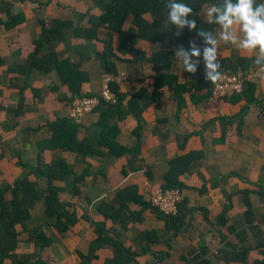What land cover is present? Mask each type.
Returning a JSON list of instances; mask_svg holds the SVG:
<instances>
[{
    "label": "crops",
    "instance_id": "crops-1",
    "mask_svg": "<svg viewBox=\"0 0 264 264\" xmlns=\"http://www.w3.org/2000/svg\"><path fill=\"white\" fill-rule=\"evenodd\" d=\"M4 1L10 4L12 12H22L24 20L11 28L0 24V186L13 183L22 171L21 163L35 167L38 159L49 163L63 157L72 164L75 174L86 169L89 171L84 181L78 184L80 191L77 194L70 191L72 175L55 181L62 187L59 199L70 203L69 208L76 212V223L64 233L47 225L43 199H39L30 208V218L23 225H15L18 231L16 254L34 253L35 247L28 241L27 231L41 227L51 239V244L39 252V258L45 264H82V256L89 254V246L97 238L95 225L101 223L110 237L118 239L137 254L130 264H150L153 261L187 264L203 248L210 264H227L219 254L226 247V242L237 247H252L247 255V264L264 260L261 250L256 248L264 238L261 228L264 224V198L260 195L264 192V79L250 80L255 85L254 95L259 103H251L241 121L227 125L219 119H212L236 114L246 103L244 98L211 99L210 88L192 90L185 94L186 105L179 111L173 90L167 85L161 87L157 98L143 113L139 137L134 133L138 126L134 115L129 114L119 121L118 143L128 147L139 143L140 153L134 160L135 165H140L137 170L129 168L128 155L114 156L98 144L95 146L101 155H84L61 148L41 149L39 142L50 136L47 123L61 117L70 118V89L61 82L55 68L49 72L34 68L28 75L13 69L26 64L42 32L44 39L48 40L54 19L72 21V26L64 28L63 36L50 37L37 56L42 58L53 50L58 58H68L88 74V80L81 84V92L99 93L104 71L96 53L104 50L109 24L101 25L97 38L81 36L80 31L91 26L87 20L89 14H84L87 9L92 15H105L94 6L93 0ZM197 16L204 20L203 8ZM0 17H6L4 10H0ZM144 17L148 21L153 20L150 12ZM134 19L135 15L128 13L122 30L112 32V46L117 53L114 60L119 70L115 81L120 84L121 91L129 94L128 97L142 87H147L152 95L157 83V73L151 61H136L131 53L118 50L122 41L128 40L131 31H135ZM39 20L44 21V29ZM190 41L197 44L196 38L189 39L185 50L190 49ZM134 46L147 56L160 49L177 48L173 37H168L165 42L138 38ZM219 52L222 58L255 59L254 53L238 51L223 42L219 45ZM180 63L175 57L169 72L177 74L179 82L187 83L192 75L183 71ZM200 63L204 64V61L200 59ZM33 89L38 93L34 94ZM102 109L84 114L77 122L79 139L99 137L100 127L96 122ZM180 140H183L185 148L180 147ZM189 151H202L203 155L180 177L184 183L182 212L186 215V225L178 234H174L167 220L152 207L144 210L139 203L131 202L129 211L125 212L128 218L122 222L105 218L97 209L102 201H112L118 191L129 186L136 187L148 202L151 192L165 184L170 160ZM30 178L44 192L46 179L36 178L34 174ZM5 198H11L10 191ZM118 205L115 203V207ZM248 209L252 219L250 224L246 216ZM224 211H227V224L223 227L217 219ZM132 213H142V220ZM229 227L236 231L244 230L245 239L241 241L230 234ZM150 232L156 233L153 238L157 242L150 241L146 235ZM261 249L264 251V247ZM112 258V248L104 245L86 264H109ZM5 264H10V260H5Z\"/></svg>",
    "mask_w": 264,
    "mask_h": 264
},
{
    "label": "trees",
    "instance_id": "trees-1",
    "mask_svg": "<svg viewBox=\"0 0 264 264\" xmlns=\"http://www.w3.org/2000/svg\"><path fill=\"white\" fill-rule=\"evenodd\" d=\"M94 6L100 9L105 15L96 16L90 13V9L84 14H89L88 21L91 26L82 29L80 34L87 39L97 38L99 29L102 24L107 23L109 31L105 34L108 38L105 39V47L102 52L96 53V58L99 59L100 64L104 72L113 73L117 75L119 70L117 62L114 58L117 57V53L113 50L112 46V32H119L122 30L123 22L128 13L135 15L134 24L136 26L135 31H131L128 40H123L118 50L120 52H129L135 56V60H148L154 65L156 71V86L152 95L149 94L147 87H142L140 90L130 94L121 91L120 84L117 81H112L109 84L110 89L116 93L117 102L105 103L101 100V104L98 107L103 108L99 113V118L96 124L100 127L99 137L93 139L85 136L82 139L77 137L78 124L71 118L61 117L52 122H48L47 126L50 131V136L43 142H39V147L44 148H61L69 151H79L84 155H101V151L95 146L99 145L103 147L114 156L128 155L129 168L131 170L140 169V165H135L134 160L140 153L139 143L132 147L124 146L116 140L117 135L120 133L119 121L124 120L129 114H132L138 120V126L134 130V133L139 137L140 129L143 125V113L147 107L157 98L159 89L163 86H169L174 92L175 99L178 103V110L180 111L186 105L185 94L192 90H203L211 88L213 84L207 81L205 77V66L199 63L196 73H191L192 79L187 83L179 82L177 74L169 72L172 63L175 60L176 50L160 49L153 51L150 56H147L145 52L134 46L138 38L147 39L154 42H165L168 37H173L176 40L177 48L183 46L189 39L196 38L197 45L203 48V38L197 36V32L200 28L215 31L216 25H211L202 20L197 13L206 4L220 3L221 0H178V2L186 3L193 7V14H190L189 19H195L197 22V29L190 30L187 26L180 30V34L177 35V28L167 22L168 9L166 4L168 0H93ZM258 3L264 2V0H257ZM0 10H4L6 17L2 19L0 17V24H3L5 28L14 27L20 24L24 20L23 13L12 12L10 4L4 0H0ZM150 12L153 16L152 21H148L144 14ZM39 23L44 29V21L39 20ZM72 21L54 19L53 26L50 29V37H62L64 28L72 26ZM99 27V28H98ZM48 38V40H49ZM47 40V41H48ZM44 39V34L38 40H36V46L34 51L29 54L26 64L18 66L13 69L17 72H22L24 75H28L34 68L49 72L55 68L59 73V77L62 83L67 84L71 96V100L76 96H93L98 93H82L81 84L88 80V74L86 71L78 68V65L72 63L68 58H58L56 53L52 50L44 57L37 56L38 51L45 46L47 42ZM176 48V49H177ZM202 56H201V58ZM254 58L238 57L235 60L222 58L220 59L221 68L220 71L237 72L239 70L246 71L254 68ZM11 70V69H10ZM34 94L38 93V90L33 89ZM255 85L253 82L247 81L246 87L242 94L234 95L228 99L244 98L246 103L240 109L239 112L232 116H221L213 118L212 121L217 119L224 122V124L233 123V121H241L249 109L251 103H259L258 98L254 95ZM21 107V103L19 105ZM225 136V128L223 131V140ZM182 138V137H181ZM186 140V137L183 140ZM183 140H180V147L185 148ZM203 155L202 151H189L183 155L175 157L170 160V167L165 174V184L163 189L166 188H180L184 186L181 180V175L190 169L191 164ZM22 171L20 175L13 181L11 185L0 186V264H5V260H10V264H45L39 258V252L51 244V239L47 237L43 228H34L28 232V241L33 243L35 251L32 254L18 255L15 253L18 248V231L15 229L17 223L24 224V222L30 218V208L39 199H43V212L47 218L46 224L54 227L61 233L69 230L77 221L76 212L69 208L70 203L61 201L59 199V193L62 191V187L55 184V181L64 180L67 176L72 175L73 181L70 191L72 194H77L80 191L79 183L83 182L85 177L89 174L86 169L80 174H75L72 168V164L68 163L65 158L59 157L52 160L49 163H43L38 159L35 167L30 165H24L21 163ZM127 171V170H125ZM34 174L36 178H45L47 187L44 192L37 188L35 180H32L30 176ZM10 191L11 198H5V194ZM264 194V192H262ZM260 194L263 198L264 195ZM135 202L142 205L145 210L148 207H152L150 202L145 201L142 195L137 192L136 187L129 186L118 191L112 201H102L97 209L105 216L110 218L113 222H122L127 219L128 216L125 212L129 211V203ZM115 203H118V207H115ZM183 203V202H182ZM182 203L180 204V212L174 217H165L158 212L159 215L164 217L169 228L174 231V234H178L186 225L185 216L182 212ZM249 206V203H247ZM153 208V207H152ZM227 211H224L218 219L217 223L220 226H226ZM138 220H142V213H132ZM247 221L249 224L252 222L249 209L246 212ZM264 220V219H263ZM95 232L97 238L91 242L89 246V254L82 256V264H86L91 258L95 257V252L107 245L113 250V258L109 264H130L132 263L137 254L133 253L130 249L126 248L118 239L110 237L104 227V224H96ZM230 234H234L237 239L244 240L245 231H236L233 227L228 228ZM150 237V241L157 242L156 233L150 232L146 234ZM260 240V236L258 235ZM256 246L261 250V254L264 256V251L261 249L264 247V238ZM252 250L250 246L237 247L231 243L226 242V247L223 248L219 254L220 257L226 261L227 264H247V255ZM148 248L145 249V252ZM202 253V254H201ZM200 254L193 257L187 264H210L205 258L207 254L206 249L203 248ZM253 264H264V260L256 261Z\"/></svg>",
    "mask_w": 264,
    "mask_h": 264
},
{
    "label": "clouds",
    "instance_id": "clouds-1",
    "mask_svg": "<svg viewBox=\"0 0 264 264\" xmlns=\"http://www.w3.org/2000/svg\"><path fill=\"white\" fill-rule=\"evenodd\" d=\"M167 22L175 25L177 35L186 26L190 30L197 29L195 19H189L193 7L178 0H168ZM206 23L218 26L215 31L200 28L198 37H202L201 47L195 41H190V49L183 46L176 49L175 57L179 59L183 71L196 73L201 56L205 65V79L215 85L223 79L220 71L222 58L219 52L221 42L231 44L238 51L254 53V64L259 75L264 79V2L257 0H221L220 3L203 6ZM193 57L197 59H193Z\"/></svg>",
    "mask_w": 264,
    "mask_h": 264
},
{
    "label": "built area",
    "instance_id": "built-area-1",
    "mask_svg": "<svg viewBox=\"0 0 264 264\" xmlns=\"http://www.w3.org/2000/svg\"><path fill=\"white\" fill-rule=\"evenodd\" d=\"M257 66L248 71L230 72L224 71L223 79L210 88V98H229L243 93L246 82L260 77L257 75ZM117 78L113 73L104 72L102 76V88L97 95L76 96L71 100L70 118L74 122H80L82 116L88 112L98 109L101 100L105 103L117 102V95L113 92L109 84ZM150 204L154 209L165 217H174L180 213V204L183 202V194L180 188H157L154 189L149 197ZM264 230V224L261 226ZM150 264H160L153 261Z\"/></svg>",
    "mask_w": 264,
    "mask_h": 264
}]
</instances>
